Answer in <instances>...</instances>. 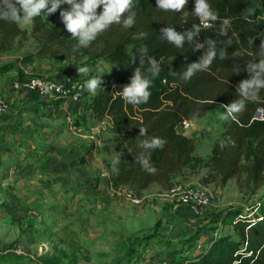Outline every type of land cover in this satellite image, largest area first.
<instances>
[{
    "label": "trees",
    "instance_id": "obj_1",
    "mask_svg": "<svg viewBox=\"0 0 264 264\" xmlns=\"http://www.w3.org/2000/svg\"><path fill=\"white\" fill-rule=\"evenodd\" d=\"M209 3L217 16L209 27H204L193 13L194 0H187L179 11L161 9L156 0H133L132 7L124 13V18L135 13L131 25H125L122 18L87 46L79 47L77 38L67 32L59 16L67 5L32 19V32L43 41L38 55L58 54L62 60L92 51L104 64L113 67L112 74L101 78V86L83 106L95 120L108 117L115 140L127 146L123 154L105 164L107 186L135 187L140 192L158 186L166 191L179 184L177 179L187 170L202 168L221 184L241 174L251 184L262 182L264 120H256L254 114L258 107H264V87L259 89L260 99L253 101L240 92L239 84L252 78L259 70L252 65L264 59V0H209ZM195 25H199V33L189 39L186 33ZM168 26L184 34L180 46L162 37L161 29ZM23 35L18 22L0 19V53L8 52ZM208 40L215 41V58L185 79L187 68L202 62L209 48ZM197 44L201 47L197 48ZM149 58L157 61L166 84L161 89L151 82L147 101L130 103L117 92L130 83L137 68L152 79L147 73ZM32 60L28 55L6 62L0 65V76L18 70L17 62L27 64ZM261 77L264 78V73ZM241 99L246 102L245 108L228 116L222 132L212 143L209 157L206 160L197 157L193 138L180 133L177 127L183 120L203 117L217 106L226 112L224 105ZM140 129H146L144 136H140ZM147 137L164 140L163 147L150 150V156L141 147V140ZM141 159H147L148 167H154L155 171L145 168ZM216 220L229 225L231 231L195 250L187 259L190 264H264V204L243 214L239 209L227 208ZM25 261L52 264L42 256L30 258L14 250L0 251V264H26Z\"/></svg>",
    "mask_w": 264,
    "mask_h": 264
},
{
    "label": "rangeland",
    "instance_id": "obj_2",
    "mask_svg": "<svg viewBox=\"0 0 264 264\" xmlns=\"http://www.w3.org/2000/svg\"><path fill=\"white\" fill-rule=\"evenodd\" d=\"M18 25L24 35L8 52L0 53V65L28 55L33 60L17 62L18 70L7 79L25 71L75 83L80 87V102L66 106L72 124L59 109L65 104L55 100L20 103L17 113L3 120L23 126L22 131L10 130L0 138V251L42 256L52 264H189L197 245L231 231L229 225L216 222L225 209L251 213L264 204V178L254 185L241 174L221 184L204 168L187 170L177 179L179 184L206 187L221 195L218 204L196 218L177 209L158 186L141 192L140 206L112 194L105 184V164L127 146L115 140L108 117L90 118L83 106L94 93L85 82L109 77L113 67L92 51L62 60L58 54L40 56L43 41L33 34V22ZM151 81L164 88L160 73ZM221 113L217 106L190 121L186 130L178 129L193 138L194 154L202 160L209 157L213 141L223 130L227 119ZM70 125L79 126L81 132L70 130ZM3 127L0 133L6 131ZM92 129L99 143L87 140Z\"/></svg>",
    "mask_w": 264,
    "mask_h": 264
},
{
    "label": "clouds",
    "instance_id": "obj_3",
    "mask_svg": "<svg viewBox=\"0 0 264 264\" xmlns=\"http://www.w3.org/2000/svg\"><path fill=\"white\" fill-rule=\"evenodd\" d=\"M187 0H156V6L165 10H181ZM61 5H67L59 12L61 22L64 28L72 36L78 40L77 46H87L100 32L106 30L112 23L120 22L121 15L129 10L133 5V0H0V19H10L16 22L30 23L36 16L43 12L46 14L54 13ZM100 9L98 12L97 9ZM193 13L197 15L205 24L216 19V12L211 8L209 0H194ZM135 13H130L123 19L125 25H131L134 22ZM162 37H166L168 41L181 45L184 39V34L176 31L174 27L168 26L161 29ZM199 33V25H195L193 30L187 31V37L191 39ZM209 48L202 58V62L193 63L184 72V78L188 79L193 75L194 70L202 69L210 64L216 56L214 47L215 41H207ZM201 47L200 44L196 45ZM144 52L147 50L144 49ZM150 66L147 73L155 76L160 72V67L154 58H149ZM143 63V59L141 60ZM253 68L259 70L255 75L243 80L239 84L240 92L249 100L256 101L260 99L258 92L261 87H264V78L261 74L264 73V59L259 64L252 65ZM79 71H86L80 68ZM149 75H142L139 68L134 70L133 76L130 78V83L123 86L122 90L117 94L124 97L127 101L133 104H139L147 101L151 94ZM98 86H101V77H92L85 82V87L91 91H95ZM246 106L245 100H237L229 105H224L226 112L221 113L223 119L233 113L242 111ZM233 118H235L233 116ZM146 129H140V136H144ZM164 140L159 137L145 138L141 140V147L148 151L156 147H163ZM141 163L149 171H155L154 167H148V160L141 159Z\"/></svg>",
    "mask_w": 264,
    "mask_h": 264
},
{
    "label": "built area",
    "instance_id": "obj_4",
    "mask_svg": "<svg viewBox=\"0 0 264 264\" xmlns=\"http://www.w3.org/2000/svg\"><path fill=\"white\" fill-rule=\"evenodd\" d=\"M201 24L204 27L210 26V22L205 24L201 21ZM161 82L165 86V79H162ZM10 86L11 90L15 93L30 94L37 97L39 100H44L46 102L55 100L62 102L65 105L69 103L77 104L80 102V87H77L75 83H66L58 78L55 79L48 76L29 74L24 71L21 72L17 78L11 80ZM14 103V101L0 91V115L5 114L9 110V107ZM254 118L259 121L264 120L263 106L256 109ZM65 119L69 124L73 123L70 115L66 116ZM189 126L190 121L183 120L177 129L183 131L189 128ZM70 130H74L75 133L81 132L80 128L77 126L70 125ZM95 132L96 131H93L89 136V139L98 143L94 135ZM106 187L109 188L112 194H121L123 199L132 205L140 206L143 203L141 192L135 187H119L116 189L107 185ZM162 196L168 199L169 202L180 211H187L192 218L199 217L203 212L213 208L221 200L219 192H213L206 187H191L185 184H175L170 189L163 191ZM205 245H197V250ZM162 264L166 263L163 262Z\"/></svg>",
    "mask_w": 264,
    "mask_h": 264
},
{
    "label": "crops",
    "instance_id": "obj_5",
    "mask_svg": "<svg viewBox=\"0 0 264 264\" xmlns=\"http://www.w3.org/2000/svg\"><path fill=\"white\" fill-rule=\"evenodd\" d=\"M12 73L15 74L16 72H12ZM12 73L5 74V75L0 76V91L3 92L4 95H6L7 97H9L12 101L15 102L13 105H11L9 107V110L5 114L0 115V126L1 127L4 126L2 128L3 131L6 130L5 132H1L0 133V138L1 137H4L5 138L6 133H8V131H10V130L19 129V131H22V127L21 126H23V124L21 122H5V121H7V116H9V117L10 116H14L17 113L16 110H15V107L18 104L25 103V102H34L35 103L37 100H39L37 97L32 96L30 94H26V93L18 94V93L13 92L11 90V86H10L11 80H8L7 79V77L10 76V74H12ZM66 106H68V105H65V106L59 108L61 110V112L63 111V114H64L65 117L68 116V115H70L69 114L68 107H66ZM86 111L88 112V115L90 116V118H93L92 112L91 111H88V110H86ZM81 113H82L81 111L78 112V115H81ZM3 120H5V121H3ZM97 128H99V127H97ZM80 130H81V128H80ZM93 131H95V129H92L91 130V134L93 133ZM84 136L85 135H83L82 137H84ZM86 138H90V137L88 136ZM87 140L90 141V139H87ZM98 143H99V141H98ZM144 191H141V192H144Z\"/></svg>",
    "mask_w": 264,
    "mask_h": 264
}]
</instances>
